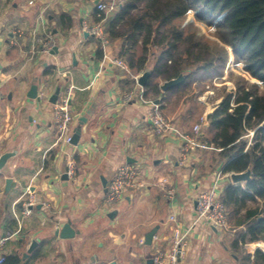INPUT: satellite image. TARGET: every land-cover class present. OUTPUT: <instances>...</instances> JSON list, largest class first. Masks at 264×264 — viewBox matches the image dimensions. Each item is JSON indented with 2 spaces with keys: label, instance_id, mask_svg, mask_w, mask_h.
<instances>
[{
  "label": "crops",
  "instance_id": "1",
  "mask_svg": "<svg viewBox=\"0 0 264 264\" xmlns=\"http://www.w3.org/2000/svg\"><path fill=\"white\" fill-rule=\"evenodd\" d=\"M100 1L105 0H0V155L13 153L0 167V253L17 254L28 264H152L153 253L169 246L174 228L192 225L180 264L254 263L258 242L238 239L243 210L232 218L226 212L227 226L219 229L195 214L196 194L209 188L221 170L222 163L214 164L218 149L207 142L206 128L207 116L225 93L213 92L206 99L191 97L184 89L187 77L211 65L180 73L183 81L168 90L161 88L166 79L153 76L152 62L140 73L115 68L111 59L123 57V41L110 40L104 47L84 30L100 15ZM114 10L102 18L105 28ZM14 31L20 35L15 37ZM217 43L223 47H213L233 61L231 47ZM146 71L145 83L149 80L162 91L156 97L144 94L145 83L137 82ZM246 73L244 79L262 85ZM33 85L35 98L28 97ZM227 88L235 92L233 85ZM128 92L132 98L125 101ZM59 99L66 100L72 115V134L80 126L77 144L65 145L58 137ZM152 103L167 118L162 133L154 131L149 118ZM202 117L206 122L193 139L208 146L188 150L181 160L184 135H191ZM68 160L75 164L74 179L65 173ZM122 163L138 166L146 185L106 204L107 184ZM232 173H222L218 181L222 200L226 187H244L248 180L232 181ZM161 181L173 187L171 201L163 196ZM27 190L39 203L23 215ZM65 222L75 231L73 237L55 234Z\"/></svg>",
  "mask_w": 264,
  "mask_h": 264
},
{
  "label": "trees",
  "instance_id": "2",
  "mask_svg": "<svg viewBox=\"0 0 264 264\" xmlns=\"http://www.w3.org/2000/svg\"><path fill=\"white\" fill-rule=\"evenodd\" d=\"M190 9L199 19L212 17L209 22L219 40L231 47L245 72L262 82L259 86L246 79L235 81V92L225 93L207 116L206 133L207 142L218 149L213 161L222 163V173L250 172L244 187L224 190L228 216L244 211L238 217L244 222L238 239L242 244L264 242V0H123L108 18L106 30L110 40L123 41L122 56L131 71H145L152 62L153 76L169 80L209 66L218 55V47L191 25L181 24ZM103 15H96V22ZM147 92L155 97L162 93L149 80L144 85ZM252 260L264 264V253L256 249ZM4 264L28 263L12 254L5 256Z\"/></svg>",
  "mask_w": 264,
  "mask_h": 264
},
{
  "label": "built area",
  "instance_id": "3",
  "mask_svg": "<svg viewBox=\"0 0 264 264\" xmlns=\"http://www.w3.org/2000/svg\"><path fill=\"white\" fill-rule=\"evenodd\" d=\"M97 9L103 15V19L113 11L117 4L114 0H105L100 1L96 4ZM101 21L95 22L92 25H84V30L90 35L95 37L101 46H109L110 39L105 25ZM15 37L20 35V32H13ZM15 37L12 39V43L16 42ZM111 64L120 70H128L129 66L123 57H114L111 59ZM132 92L125 93L123 99L125 101L131 100ZM152 110L149 112V118L152 122L153 129L156 133H162L168 128V121L165 115L159 110L157 104L152 103ZM206 120L202 117L200 122L194 124L192 128L191 135H184L185 145L182 147L181 160L185 159V154L188 150L197 147H207L205 142H195L193 135L197 134L201 130L202 124ZM71 123L72 115L67 108L66 100H58L56 103L55 110V128L58 134L59 139L63 144H71ZM182 162V161H181ZM68 178H75V164L72 160H68L65 170ZM141 169L138 166H134L130 163H122L115 169V172L111 179L109 180L106 192L103 197V201L106 204H113L118 202L123 198L125 192L129 189L143 188L145 183L140 179ZM222 172L218 170L216 172L214 182L211 186L205 190H201L196 194L195 197V214L197 219L204 221L205 223L215 227L223 228L227 226V216L224 200H222L220 192L218 190L219 184L218 181L221 178ZM160 186L163 190V196L171 201L174 199V189L173 187L165 181L160 182ZM27 196L23 199L21 203L22 214L29 215L32 211V208L39 203L34 192L30 190L26 191ZM41 205H44L46 208L49 207V204L45 201L40 202ZM174 220V217L171 218ZM193 226L190 225L186 229L180 230L179 228H174L170 244L167 248L162 250H156L152 255V264H180L181 259L185 256L188 248V240L190 232ZM1 243V240H0ZM5 256L0 253V264H4ZM247 264H254L249 262Z\"/></svg>",
  "mask_w": 264,
  "mask_h": 264
},
{
  "label": "rangeland",
  "instance_id": "4",
  "mask_svg": "<svg viewBox=\"0 0 264 264\" xmlns=\"http://www.w3.org/2000/svg\"><path fill=\"white\" fill-rule=\"evenodd\" d=\"M114 1L118 6V3L122 2L123 0H114ZM116 9L117 7L115 8V10ZM209 18L212 17L199 19L196 16V11L190 9L186 14V16L181 20L182 22L181 24L191 25L192 30H194L199 35H201L205 41L210 43V45L212 44V47L215 46L213 45L215 43L217 44V46L223 47L219 43H217L220 42L222 43V45L224 44L217 37L218 35L216 34V29H215L216 27L214 26L213 23L211 24L209 22L210 20ZM185 27L186 29H188L187 26ZM210 65H209L210 68H208V70H203V71L198 70V72L194 74L193 77L189 76L186 78L188 83L184 89L185 94L191 97L201 96V97H206V99H209L213 96V92H215V94L217 95H220L222 93H227L229 92V89L227 88L228 85L231 84L235 87V81H240L241 79H244L245 72L243 70V63L240 61H236L235 56L233 61L229 62L225 52L222 50L218 51V55H215V57H213ZM216 88H218L217 91H215ZM197 109L198 108H196L195 110ZM256 242L258 241H255L253 243ZM263 244H264L263 241L257 244L260 250H263V248H261Z\"/></svg>",
  "mask_w": 264,
  "mask_h": 264
},
{
  "label": "water",
  "instance_id": "5",
  "mask_svg": "<svg viewBox=\"0 0 264 264\" xmlns=\"http://www.w3.org/2000/svg\"><path fill=\"white\" fill-rule=\"evenodd\" d=\"M149 75V72H144L143 75H141L137 82L140 85H144L146 77ZM183 81V75H179L175 78L166 80L162 85L161 88L163 90H168L169 88L180 84ZM59 92V88L56 89V91L54 92V94L51 96V101L54 102L56 100L57 94ZM28 97L31 98H35L36 97V85L31 86L30 88V92L28 94ZM81 121H85L86 118L85 117H81L80 118ZM79 134H80V126H78L75 130V132L72 134L71 136V143L72 144H77V142H79ZM13 153L12 152H4L0 155V167H2L5 163V161L7 160V158H9ZM249 172H240V173H232L231 174V178L232 181L238 182L244 179H248ZM55 234L58 235L60 238H70L73 237L75 234V231L73 230L71 224L69 222H65L60 228H57V230L55 231ZM153 234L149 233L147 236V240L146 242L149 243L150 238L152 237ZM261 243V241H258V244ZM35 245V242H32L29 249L31 250L32 247ZM259 247V246H258ZM29 251V250H28ZM262 252L264 250H261Z\"/></svg>",
  "mask_w": 264,
  "mask_h": 264
},
{
  "label": "bare ground",
  "instance_id": "6",
  "mask_svg": "<svg viewBox=\"0 0 264 264\" xmlns=\"http://www.w3.org/2000/svg\"><path fill=\"white\" fill-rule=\"evenodd\" d=\"M261 248H263V250H264V244L262 245V247Z\"/></svg>",
  "mask_w": 264,
  "mask_h": 264
}]
</instances>
